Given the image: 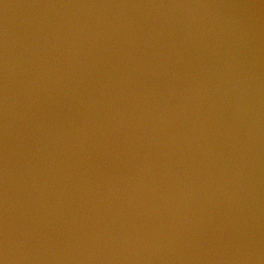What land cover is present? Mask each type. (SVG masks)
Listing matches in <instances>:
<instances>
[{
  "label": "water",
  "instance_id": "95a60500",
  "mask_svg": "<svg viewBox=\"0 0 264 264\" xmlns=\"http://www.w3.org/2000/svg\"><path fill=\"white\" fill-rule=\"evenodd\" d=\"M3 264H264V0H0Z\"/></svg>",
  "mask_w": 264,
  "mask_h": 264
},
{
  "label": "snow or ice",
  "instance_id": "6c2138e0",
  "mask_svg": "<svg viewBox=\"0 0 264 264\" xmlns=\"http://www.w3.org/2000/svg\"><path fill=\"white\" fill-rule=\"evenodd\" d=\"M0 264H3V261H0Z\"/></svg>",
  "mask_w": 264,
  "mask_h": 264
}]
</instances>
